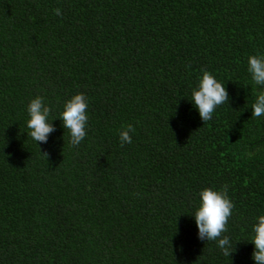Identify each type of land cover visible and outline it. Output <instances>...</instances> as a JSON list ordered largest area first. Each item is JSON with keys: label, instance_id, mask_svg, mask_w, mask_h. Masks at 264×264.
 <instances>
[{"label": "trees", "instance_id": "obj_1", "mask_svg": "<svg viewBox=\"0 0 264 264\" xmlns=\"http://www.w3.org/2000/svg\"><path fill=\"white\" fill-rule=\"evenodd\" d=\"M250 56H264V0H0V264H255L264 89ZM202 69L229 94L205 124ZM80 93L87 135L72 146L59 119ZM38 96L56 131L37 144ZM224 185L231 257L194 219L199 193Z\"/></svg>", "mask_w": 264, "mask_h": 264}, {"label": "clouds", "instance_id": "obj_2", "mask_svg": "<svg viewBox=\"0 0 264 264\" xmlns=\"http://www.w3.org/2000/svg\"><path fill=\"white\" fill-rule=\"evenodd\" d=\"M57 16L62 15L59 8L54 9ZM202 71V78L198 86L192 91V104L198 110L200 119L204 124L213 118L217 107L229 101V94L225 86L208 71ZM248 72L253 83L264 89V56H250L248 59ZM88 98L83 94L73 96L64 104L60 113L62 127L70 134V144L78 146L86 137V125L88 123ZM52 109L46 106L42 97H36L30 101L27 112L30 119L27 135L38 143H47L50 133L56 131L49 116ZM264 116V91H260L255 103L252 105V118ZM135 129L127 125L126 130L119 133L121 146L125 143L131 144L130 133ZM45 157L47 153H42ZM228 186L224 185L219 191L206 188L199 193L200 206L195 211L194 219L198 228V238L201 241H217L224 256L231 257L235 249L230 239L222 234L227 231V225L234 208L233 202L227 195ZM258 223L253 227L254 235L252 244L254 251L252 259L255 264H264V215L259 216ZM182 250V249H181Z\"/></svg>", "mask_w": 264, "mask_h": 264}]
</instances>
